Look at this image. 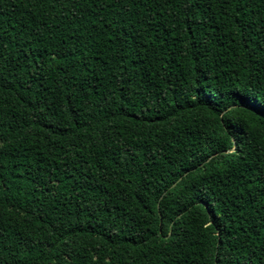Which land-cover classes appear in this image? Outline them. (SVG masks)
I'll return each instance as SVG.
<instances>
[{"label": "trees", "instance_id": "obj_1", "mask_svg": "<svg viewBox=\"0 0 264 264\" xmlns=\"http://www.w3.org/2000/svg\"><path fill=\"white\" fill-rule=\"evenodd\" d=\"M0 264H264V0H0Z\"/></svg>", "mask_w": 264, "mask_h": 264}]
</instances>
